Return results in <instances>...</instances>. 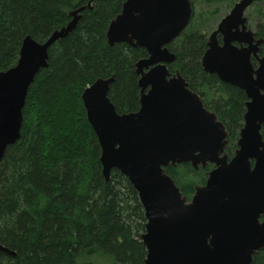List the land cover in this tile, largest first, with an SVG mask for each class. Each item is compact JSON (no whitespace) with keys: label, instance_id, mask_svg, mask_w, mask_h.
Returning a JSON list of instances; mask_svg holds the SVG:
<instances>
[{"label":"water","instance_id":"water-1","mask_svg":"<svg viewBox=\"0 0 264 264\" xmlns=\"http://www.w3.org/2000/svg\"><path fill=\"white\" fill-rule=\"evenodd\" d=\"M251 1L234 5L218 26L224 45H217L215 31L201 58L206 72L241 88L248 98L232 156L226 151L224 123L178 71L171 74L166 66L175 55L165 45L186 26L190 1L124 0L108 23L107 45L126 43L147 53L134 63L139 107L117 112L108 96L114 75L96 78L81 100L100 147L104 180L112 169L119 171L142 206L144 264H250L264 249V56L254 70V47L231 45L235 39L250 44L243 34L252 33L241 32L238 38L229 29L232 21L243 24L242 12ZM83 9L71 10L69 21L42 42L24 36L16 63L0 71V160L19 138L28 88L47 67L50 46L75 28ZM181 163L194 169L213 165L189 199L165 172L168 165ZM1 253L15 256L0 242Z\"/></svg>","mask_w":264,"mask_h":264},{"label":"trees","instance_id":"trees-1","mask_svg":"<svg viewBox=\"0 0 264 264\" xmlns=\"http://www.w3.org/2000/svg\"><path fill=\"white\" fill-rule=\"evenodd\" d=\"M123 1L0 0V71L16 63L24 36L42 42L84 6L75 28L50 46L47 67L28 88L19 138L0 160V242L15 252L1 253L0 264H94L96 257L102 264H144L142 206L119 171L104 180L81 100L96 78L114 75L108 96L117 112L139 107L134 63L147 53L126 43L109 46L105 36ZM168 47L176 54L170 69H179L224 123L231 156L243 122V92L201 69L204 40L197 31L185 30ZM261 134L264 140V124ZM212 167L181 163L165 172L190 198ZM251 264H264V250Z\"/></svg>","mask_w":264,"mask_h":264},{"label":"flooded vegetation","instance_id":"flooded-vegetation-1","mask_svg":"<svg viewBox=\"0 0 264 264\" xmlns=\"http://www.w3.org/2000/svg\"><path fill=\"white\" fill-rule=\"evenodd\" d=\"M190 1V4H191V14H190V17H189V20L186 24V26L180 31V33L175 36L170 42H168L165 46L166 48L174 53L173 51H171L168 47V45L172 42H174L179 36H181V34L185 31V30H192V31H197L201 36H202V39L204 40V48L201 52V55H200V58H199V61H200V67L201 69L207 73V74H213L216 76L217 80H218V83L217 84H228V85H232L236 88H238L239 90H241L244 94V97H245V100H244V112H245V103L246 101L248 100L244 90H242L241 88L233 85V84H230V83H226V82H223L221 81L218 76L215 74V73H208L206 72L202 65H201V58H202V55L204 53V51L208 48V45H207V42L210 38V36L218 30V26L220 24V22L222 21V19L224 17H226L230 12H231V9L234 7L235 4L239 3L241 0H204L206 3H208L209 5H214L213 8H215L216 6V9H213L210 11V14L207 15V19H209V22L212 23L213 20H215L216 18V15L217 13H219V7L221 5H224L223 6V9L225 10L224 13H222V16L219 17V19L217 20V22H215L211 27L209 28V26H207L206 28V23H202V31H198L196 28H193L192 26V22L194 20V16H195V2L194 0H189ZM260 0H252L246 7L245 9L243 10L242 12V17L244 18V21H243V24H240V23H235V22H231V27L229 28L230 29V32L233 34V36L237 35V37L239 38V35L241 34V32H251V36L248 35L247 33L246 34H243V36L246 38V39H250V44L248 42H239L238 40H232L231 41V45L237 47V48H246L248 47L249 45L253 46L254 47V50H252L250 52V63L252 65V68L255 70L258 68L259 66V61L258 59L259 58H262L264 56V1L261 3V5L259 4ZM220 5V6H219ZM249 8H252L253 9V12L249 15L247 13L248 9ZM236 18V17H235ZM230 25V24H229ZM228 25V26H229ZM244 27V29H243ZM206 28V29H205ZM224 30V29H223ZM224 34L223 32H220V31H217L215 33V35H213V38L215 39V41L217 42V45L219 46H222L224 45ZM132 47V46H131ZM175 55V59L173 62H170V63H167L166 66L169 70V72L171 74H173L175 71H179V69L175 68V69H170V66L175 62L176 60V54L174 53ZM147 56V55H146ZM145 58V57H143ZM180 75L183 77V75L180 73ZM185 79V77H183ZM185 81L188 83V81L185 79ZM188 88L195 92L196 94H198V96L200 97L203 105L205 106L200 94L194 90H192L190 87H189V83H188ZM206 107V106H205ZM207 108V107H206ZM209 109V108H207ZM211 110V109H210ZM213 111V110H212ZM244 112H243V115H244ZM217 115V114H216ZM218 117V116H217ZM242 121H243V116H242ZM242 125H243V122H242ZM242 125L240 126V128L242 127ZM263 126V125H262ZM239 128V130H240ZM227 130V129H226ZM239 130H238V134H239ZM262 130V128H261ZM261 132V131H260ZM238 138V136H237ZM237 141V139H236ZM236 141H235V145H236ZM228 144V142H227ZM236 148V147H235ZM234 148V149H235ZM227 151V150H226ZM234 152V151H233ZM228 153V152H227ZM229 155V154H228ZM233 155V154H232ZM231 155V156H232ZM189 199V198H188ZM262 250L264 249H261L259 250L256 254L253 255V257L257 254H259ZM253 257H252V261H253ZM251 261V263H252ZM250 263V264H251Z\"/></svg>","mask_w":264,"mask_h":264},{"label":"rangeland","instance_id":"rangeland-1","mask_svg":"<svg viewBox=\"0 0 264 264\" xmlns=\"http://www.w3.org/2000/svg\"><path fill=\"white\" fill-rule=\"evenodd\" d=\"M264 0H260L259 4L261 5V3L263 2ZM195 2V16H194V20L192 22V26L193 28H196L198 31H202V23H206V28L207 26H209V28L213 27L214 23L217 22V20L219 19L220 16H222V13H224V9H223V6L224 5H219L220 7L218 8L219 9V13H217L216 15V18L215 20L211 22H209V19H207V15L210 14V11L213 10V9H216V6L215 8H213L214 5H209L208 3H206L204 0H194ZM217 10V9H216ZM253 12V9L252 8H249L247 13L250 15L251 13ZM213 25V26H212ZM205 28V29H206ZM77 264V263H75ZM94 264H102V261H100L97 257L94 259Z\"/></svg>","mask_w":264,"mask_h":264}]
</instances>
